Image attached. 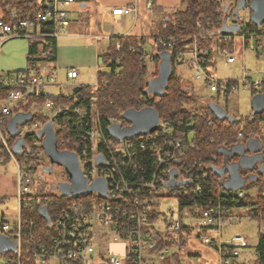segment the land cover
<instances>
[{
    "label": "built area",
    "instance_id": "obj_1",
    "mask_svg": "<svg viewBox=\"0 0 264 264\" xmlns=\"http://www.w3.org/2000/svg\"><path fill=\"white\" fill-rule=\"evenodd\" d=\"M249 1L244 0L246 4ZM74 2L75 0H34L31 18H16L14 16L12 21L0 18V45L5 40L12 38L39 37L41 24L44 23L54 26L52 36L58 37L65 33L69 25L67 9ZM135 5L115 7L111 12L113 15L132 13L137 18V6ZM144 6L146 9L151 8L152 1H145ZM225 8L227 10L228 6ZM228 22L229 24L225 22L227 26L237 25V30L232 33L223 32V34H221V30L215 31L217 38L228 43L232 42L235 35H238L242 39L243 47L264 56V30L262 27L259 26L256 31H253L247 27L246 20L241 22L237 18L233 22V17H230ZM215 32L211 31L207 36H211ZM177 38L180 37L161 39L160 43L173 49L177 44ZM187 38L192 40L191 44L178 46L175 60L178 64L195 65L199 70L196 78H203L210 92L218 93V96L225 97L227 94L230 96L237 91L238 82L241 83L240 86L244 91H259L261 89L262 80H249L245 73L239 80H218L208 69L210 61V56L209 58L207 56L208 51L199 48L195 35L187 36ZM182 40L185 39L182 38ZM116 48L118 49L119 45ZM145 56L147 57L146 54ZM113 61L116 64L119 63L120 57L116 56ZM226 61L233 62L234 58L226 56ZM103 65L106 67L104 63ZM118 69L120 68L116 67L115 71ZM77 75L75 70L66 73L69 79H74ZM52 81L53 75H50L45 81V76L41 72L34 74L25 71H12L0 74V160L12 158L17 167L15 221L12 225L6 223L0 225V233L16 242V250L8 252L9 257L6 264H36V262L39 264H98L101 262L105 264H163L170 250L168 246L156 248L155 232H161L163 236L174 239L182 225H199L210 227L213 231L220 230L223 212L218 206H207L193 222L184 220V218L181 220L177 210H172L167 214L162 212V216H160L158 207H150L158 198L151 201V196L153 194L159 196L160 191H165L168 194L174 189L188 186L192 192H199L200 177L201 175L205 177L208 174L199 162H195L192 166L196 167L195 174L185 176L179 172L176 162L183 154V144L180 138L173 137L172 122L159 119L158 126L153 132L117 141L109 135L106 136L103 132L95 112L96 103L92 102L96 97L93 96L90 97L92 103L88 116H86L82 104L68 107L75 114L81 135V139L75 142V149L72 152L76 153L81 172L88 184L95 179L104 180L105 196H100L93 191L82 197L70 198L71 201L61 207L53 220L50 219L49 223L45 220L50 231L48 234L44 233L37 240L31 235L24 238L22 236L23 224L20 218L21 208L34 203L40 208L45 207L48 215L51 199L49 195L37 191L38 181H35V188L32 191L30 188L32 184H28V182L33 175L21 170V165L11 150V145L2 126L10 116L26 112L25 106L29 103L43 105L44 108L52 111L55 104L50 94L45 91L46 86H44ZM96 87L97 83L93 89ZM65 95L69 97L70 94ZM40 99L42 101H38ZM112 123H119L121 126L127 125L121 118ZM27 125H31L37 130L42 127L38 121L33 124L30 122ZM177 126H180V122ZM53 127L55 132L60 128V124L55 119ZM25 135L21 136L25 138ZM35 145L41 146V142L34 139L30 147L26 144L22 148L21 154L24 151L30 153L31 161L37 163L38 166L42 165L43 159H46L48 163L43 150L35 153L31 151L32 146ZM145 149L154 155L153 174L147 179L140 177L136 180L132 175L131 177L125 175L123 169L127 170L130 166L136 168L134 156L138 151ZM99 156H102V162L97 160ZM172 169L177 170L175 180L181 181V184L177 187H166L165 184L169 180ZM238 194L241 196L242 192L239 191ZM153 212L157 213V217L154 219L150 218V214ZM100 241L121 243L124 245V250L120 254L109 251L107 254L98 255L96 247ZM203 241L207 246L216 250V264H242L238 257L249 245V238L241 233H236L225 241L211 237H205ZM24 256L27 259H24Z\"/></svg>",
    "mask_w": 264,
    "mask_h": 264
},
{
    "label": "trees",
    "instance_id": "obj_2",
    "mask_svg": "<svg viewBox=\"0 0 264 264\" xmlns=\"http://www.w3.org/2000/svg\"><path fill=\"white\" fill-rule=\"evenodd\" d=\"M181 8H173L162 21L161 30L153 38L156 53L151 55L154 62L153 72L146 77L147 64L143 45L146 38L136 35L120 36L110 38L108 48L102 52L101 58L108 71H97V87L91 88L90 85H77L73 88L72 93L67 97L65 94L50 95L55 104L51 115H33L31 124L38 121L40 126L46 124L49 120L54 119L60 124L56 132L57 145L61 150L75 149V142L81 139L75 114L68 109L75 105L82 104L85 114L88 116L91 111V103H96L95 112L98 115L101 127L105 135L109 124L120 120L121 114L128 108L140 109L144 106L154 108L161 121L168 120L173 124V137L181 139L183 144V154L179 157L180 164L177 169L185 176L196 173V167H192L195 162H199L206 172L207 176L201 175L199 180V192H192L188 186L170 191L167 196L173 197L177 202V211L182 220L181 214L184 208H196L198 216L207 208V206H218L223 212L222 223L227 221L232 215V210L242 208L248 218L255 220L257 223H264V178L257 173L254 179H248L242 187L237 190H227L222 184L218 174L213 171L214 166L222 167L237 159L238 155L233 154L230 148L235 146L238 141H254L256 145L261 146V153L264 155V112L261 114L251 113L243 121L238 119L237 123L228 121H218L210 112L208 106H198L195 103L194 95L190 93L189 87L184 84L181 77L176 73L175 55L178 46L191 44L192 40H182V37L195 35L199 48L208 51L210 56V42L212 36L216 35L215 31L221 30L223 24L230 17H233V10H225L222 0H184ZM34 0H0V18L5 21H12L16 18H31ZM236 3V2H235ZM14 12V13H13ZM250 13V12H249ZM247 27L256 31L259 26L252 24L247 20ZM260 27L264 30V24ZM54 26L50 23L41 24L40 36L27 39L28 55L27 66L24 69L15 71H25L27 73H40V68L45 64H54L56 60V43L57 37L52 36ZM214 31L215 34L207 36ZM223 34V32L221 33ZM207 36L205 38V36ZM172 37L176 39V46L173 49L160 43V40H167ZM119 45L117 49L116 46ZM233 42L221 41L222 49H231ZM183 48V47H182ZM166 51V57L169 58L172 66V73L162 89H153L152 82L158 78V65L162 60L159 53ZM120 57V62L115 63L113 58ZM206 57V56H205ZM119 67L117 71L115 68ZM84 86V87H81ZM264 91V80L259 91H251V97ZM218 95V93H215ZM96 99L91 102L90 97ZM227 94L225 97H228ZM42 101V99L38 100ZM32 103L25 106L28 112ZM235 117V116H234ZM8 121L2 126V130L7 128ZM180 122V126L177 124ZM37 131V130H36ZM35 132H29L25 135L27 146H31L32 141L41 140ZM5 133V132H4ZM10 145L14 142V137L8 133L6 135ZM63 140V142H62ZM69 141V142H67ZM222 148L229 149V153L224 155ZM40 145L32 146V152L41 151ZM19 163H24L26 171L32 173V178L28 184H35L34 172L38 165L31 161L32 156L27 151L16 157ZM154 155L149 150L138 151L134 156L136 168L130 166L123 173L129 177L134 176L135 180L144 177H150L155 168ZM191 169V172L189 170ZM31 176V175H30ZM256 187V193H249V188ZM37 191L50 196L48 215L51 220L57 215L61 207L71 201L68 197L61 196L58 192H44L43 185L36 184ZM239 191L242 195L239 196ZM156 194L151 196V201ZM40 207L34 203L21 208L20 218L23 224L22 236L28 238L30 235L35 240L39 239L44 233L50 231L46 226L45 220L39 213ZM157 217V213L150 214V218ZM198 229H201L198 230ZM197 232V237L204 235L211 237L210 227L196 225L194 227L182 225L178 232V241L185 242L188 235L193 231ZM186 231L185 234L183 232ZM200 232V233H199ZM156 248L164 246L170 247L174 240L163 236L161 232H155ZM26 240V239H25ZM26 243V242H24ZM253 264H264V232H258L257 244L254 247ZM176 254L173 255L175 257ZM24 259H27L24 256ZM32 264V263H31ZM244 264V263H242Z\"/></svg>",
    "mask_w": 264,
    "mask_h": 264
},
{
    "label": "rangeland",
    "instance_id": "obj_3",
    "mask_svg": "<svg viewBox=\"0 0 264 264\" xmlns=\"http://www.w3.org/2000/svg\"><path fill=\"white\" fill-rule=\"evenodd\" d=\"M184 0H179L178 8H181L184 5ZM237 0H222V3L225 6H228L227 11H230L231 8L236 5ZM80 0H75L74 5L79 15L83 20L88 18L90 15H94L93 6L90 4L85 8L79 7ZM146 9L147 14L150 15L155 12V9ZM172 11L163 10L160 12L156 10L160 19L155 22V27L152 29L153 33L161 30L162 18L166 17L167 14ZM249 10L240 9L238 13V18L242 22L243 20H249ZM139 19H142V15L138 14ZM89 21L95 25V16L90 18ZM143 19H145L143 17ZM149 16L147 21H144V25L151 27L149 23ZM230 19V18H229ZM226 22L229 24L228 20ZM99 23V21L97 20ZM86 26V24H85ZM93 27V26H92ZM65 34V33H63ZM59 35L57 37V60L55 64H45L40 68V72L45 76V81H47L50 75H53L52 83L45 84V91L50 95H58L59 93H67L74 86V84H84L90 85L91 88L97 83V71L101 72L108 71L107 68L103 65V59L101 57H94L89 49L83 44L82 41L76 40V45L72 40L64 39L65 35ZM148 35V34H147ZM215 37V38H213ZM186 41L190 39L182 37ZM210 42V61L208 69L212 72L218 80H239L245 73L249 80H262L264 79V56L258 55L254 50L245 48L242 45V39L235 35L233 37V47L232 49H222L221 48V39L217 38L216 35L212 36ZM24 41H27L26 38H17ZM145 51L147 53L146 64H147V76H149L154 70V62L151 60V55L156 53L154 42L152 37H149L147 42H145ZM161 58H164L167 55L166 51L159 53ZM226 56H232L234 58L233 62H227ZM189 57V55H188ZM74 68L77 69L79 74L75 79H69L66 76L68 69ZM176 73L181 77L186 87H189L190 93L194 95L195 103L198 106H207L209 103H216L224 107L228 114L235 116L236 118L243 121L247 116L252 113V106L250 102L251 91H244L241 88V83L238 82V89L228 97L218 96L213 92H210L207 89V84L203 78H196V75L199 73L198 68L195 65L189 63L186 64H177ZM156 80L152 82V85ZM211 98V99H210ZM29 112L33 115H47L50 116L52 113L49 109L43 107L40 104H34L30 107ZM37 129L31 125H25L21 128V135L28 134L29 132H35ZM4 134L7 135V129H4ZM250 145L254 147L255 142L249 141ZM231 151V149H230ZM221 152L226 155L229 153V149L222 148ZM41 167H47L46 159H43ZM21 165V170L26 171L24 163H19ZM37 164V163H36ZM43 169V168H42ZM17 167L12 158H6L0 160V225L6 223L12 225L14 222V213L16 209V198L14 197V191L16 193L17 188ZM40 176L43 179V189L44 192H51L53 184L60 181L67 180L66 172L59 166L55 165L51 173L43 172L41 170ZM35 181H38L37 178ZM32 191L34 190V184L30 185ZM249 193L255 194L256 187L252 186L249 188ZM13 193V194H12ZM150 207H158L160 210V216L162 212L167 214L172 210H177V202L173 197L167 196L165 191H160L158 198L153 202ZM196 208H184L181 211L184 220L192 222L198 214ZM232 216L220 225V230H216L211 234L213 239H222L223 241L230 239L234 234L241 233L246 235L249 238V245L243 249L242 254L238 257V260L244 264H253L254 261V247L257 244V235L258 232H264V223H257L255 220H252L247 217L245 210L242 208L233 209L231 212ZM201 231V229H198ZM202 232V231H201ZM186 231L183 232L185 234ZM200 233V232H199ZM203 237H194L193 235H188L187 243L184 248L181 249L179 253L180 264H213L217 261V254L214 249L210 246H207ZM171 247V246H170ZM206 249H209L213 255L211 256L206 254ZM172 251H177L175 246L171 247ZM190 253L194 255H189ZM9 254H0V264H6ZM217 263V262H216ZM36 264H39L36 262Z\"/></svg>",
    "mask_w": 264,
    "mask_h": 264
},
{
    "label": "water",
    "instance_id": "obj_4",
    "mask_svg": "<svg viewBox=\"0 0 264 264\" xmlns=\"http://www.w3.org/2000/svg\"><path fill=\"white\" fill-rule=\"evenodd\" d=\"M226 9V8H225ZM240 9H248L249 21L256 25L261 26L264 24V0H250L248 4L244 0H237L236 6L233 10V22L238 18ZM237 30V25L232 24L227 26L223 24L221 31L224 33H232ZM172 73V66L169 58L164 57L158 65V78L155 81L153 89L165 88L166 83ZM252 113L261 114L264 112V91L254 94L250 98ZM208 108L218 121H228L229 123H237L238 118L228 114L226 109L219 104L209 103ZM33 115L31 112H19L12 116L7 124V133L14 137V142L11 145V150L14 155L19 156L22 148L26 145L25 138L21 136V128L31 122ZM127 125L121 126L119 123H111L106 131L110 137L117 141L132 139L139 135H146L156 130L159 123V115L157 111L151 106H144L140 109L128 108L120 116ZM36 136L41 140V148L46 155L49 167L44 171L51 172L54 165L62 167L67 174V181H61L55 184L58 193L63 197L71 199L82 197L93 191L97 192L100 196H105L106 187L103 179H95L88 184L87 179L81 172L78 158L76 153L70 150H61L57 146L56 132L53 127V121L49 120L40 129L36 131ZM247 151H251V155H244V147L241 145L234 146L231 149L233 154L239 155L237 163L226 164L223 167L214 166L212 169L221 178L225 175V170H228L230 179L222 184L227 190H237L245 183V179L240 178L238 168L252 169L258 164V171L264 178V155L261 153V146L257 149L247 142ZM99 162L103 161L102 156L97 158ZM176 164H180L177 161ZM177 170L172 169L166 187H176L181 184V181L175 180ZM42 218L47 223L50 222L49 216L46 214V208L42 207L39 210ZM50 228V225H49ZM16 250V242L11 240L8 236L0 233V254L14 252ZM98 264H105L103 262Z\"/></svg>",
    "mask_w": 264,
    "mask_h": 264
},
{
    "label": "crops",
    "instance_id": "obj_5",
    "mask_svg": "<svg viewBox=\"0 0 264 264\" xmlns=\"http://www.w3.org/2000/svg\"><path fill=\"white\" fill-rule=\"evenodd\" d=\"M145 1L147 0H80L79 7L85 8L90 4L94 7L93 8L94 15L92 16L93 17L95 16V20H96L95 25L91 23L92 22V20L90 19L92 18L91 15L88 18H85V20H83V18H81V16L79 15L80 13L76 9V7L73 6L74 3H72L67 9L69 25L66 29L65 34L67 35L66 37L64 36V39L67 38L68 40L69 39L72 40L75 45L77 44L76 40L79 39L78 41H82L83 44L87 47V49H89V51L94 57L101 56L102 52H104L108 48L109 40L112 37L117 38L120 36L136 35L138 37L146 38V42H147L149 37H153L155 34L159 32V30L154 33L152 31V29L155 27L156 24L155 22H157L160 19V16H158V13H156V10L163 12V10L166 9L170 10L171 8L172 9L176 8L179 5V0H151L152 6L151 8H149V10L155 9V12H153L152 14L150 13V15L147 14L146 8L144 6ZM133 4H136L135 6H137V13L142 15V19H139L138 15L137 18H135L132 15V13L127 15H113L111 12L112 9L115 7H124V6L132 7ZM148 16H149L148 20L151 27H147L146 25H144V21L145 22L147 21ZM143 17L145 19H143ZM163 19L164 18H162V20ZM97 20L99 21V23L97 22ZM150 28L152 29L150 30ZM143 48L145 51V45H143ZM57 54L58 53H57V43H56V60H57ZM145 54L147 55L146 51ZM27 55H28V40L24 41L17 38L5 40L0 45V74L3 75L15 70L24 69L27 66V62H28ZM70 70H75L79 74L77 69L70 68L67 70V72ZM77 85H84V84H74L73 86L76 87ZM73 88L67 93H61V94H71ZM16 192H17V188H16ZM14 194H15L14 197L16 198L15 191ZM16 212H17V199H16V209L14 213L15 215ZM15 215L13 216L14 221H15ZM191 227H194V225H191ZM211 232L214 233L215 231H211ZM203 234L205 235L206 232H204ZM191 235L197 237V232L194 230L191 233ZM201 236L203 237V235ZM205 237H209V236L206 235L204 236V238ZM178 238L179 236L177 234L176 237L172 239L174 240V243L171 245V247L175 246V248H177V251L176 252L172 251L171 247H169L170 250L169 254L166 257V260L164 261L163 264H180L179 253L181 249L184 248L185 244L187 243V240L185 242L179 243L177 242ZM96 250L98 255L107 254L109 251L116 254H120L124 250V245L118 242L100 241L97 243ZM205 251L207 255L212 257L213 253L209 249H206ZM214 251L216 252L215 249ZM149 254L150 253L148 252V255ZM174 254H176L175 257H173ZM191 254L192 253H190L189 255ZM216 262L217 261H215L213 264H216Z\"/></svg>",
    "mask_w": 264,
    "mask_h": 264
},
{
    "label": "flooded vegetation",
    "instance_id": "obj_6",
    "mask_svg": "<svg viewBox=\"0 0 264 264\" xmlns=\"http://www.w3.org/2000/svg\"><path fill=\"white\" fill-rule=\"evenodd\" d=\"M247 144V142H242V141H238V143L235 145V146H237V145H241L242 147H244V155H251L252 154V152L251 151H247L246 150V145ZM252 146V145H251ZM234 147V146H233ZM232 147V148H233ZM253 147V146H252ZM232 148H230V149H232ZM258 148V146L256 145V143H255V145H254V147H253V149L255 150V149H257ZM238 160H239V155H238V157H237V159L235 160V161H233V162H230V163H228V164H233V163H237L238 162ZM48 164V166L47 167H41V166H38L37 168H36V170H35V172H34V175H35V177L37 178V180H38V182H40V184H42L43 185V183L44 182H42V178H41V176H40V172H41V170L44 172V170H45V168H48L49 167V163H47ZM225 165V164H224ZM258 164H256L252 169H250V168H243V167H239L238 168V173H239V176H240V178H243V179H245V182L248 180V179H250V180H252V179H254V177H255V175H257V173H259V171H258ZM54 167H55V165H54ZM54 167H53V169H54ZM222 167H223V165H222ZM43 168V169H42ZM62 168V167H61ZM63 169V168H62ZM64 170V169H63ZM53 171V170H52ZM51 171V172H52ZM46 172V171H45ZM51 172H48V173H51ZM220 178V177H219ZM221 179V178H220ZM230 179V177H229V173H228V170L226 169L225 170V175L222 177V183L223 182H226V181H228ZM65 181H67V180H65ZM64 181V182H65ZM61 182V181H60ZM56 183H59V182H56ZM56 183H54L53 184V187L51 188V190H52V192H58V190L54 187L55 186V184ZM177 187V186H176Z\"/></svg>",
    "mask_w": 264,
    "mask_h": 264
},
{
    "label": "bare ground",
    "instance_id": "obj_7",
    "mask_svg": "<svg viewBox=\"0 0 264 264\" xmlns=\"http://www.w3.org/2000/svg\"><path fill=\"white\" fill-rule=\"evenodd\" d=\"M211 99V98H210Z\"/></svg>",
    "mask_w": 264,
    "mask_h": 264
}]
</instances>
